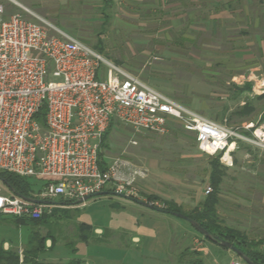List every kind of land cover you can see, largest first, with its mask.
Instances as JSON below:
<instances>
[{"label": "rangeland", "instance_id": "rangeland-1", "mask_svg": "<svg viewBox=\"0 0 264 264\" xmlns=\"http://www.w3.org/2000/svg\"><path fill=\"white\" fill-rule=\"evenodd\" d=\"M18 1L96 52L98 49L109 62L201 114H204L203 102L211 97L205 95H214L210 98L212 101L209 100L212 102L209 107L212 116H206L218 123L226 121L218 100L220 94H226V46L220 44L221 37L187 33L184 28L186 17L171 13L170 7L175 4L171 3L176 0H163L162 5L157 4L159 0H108V3L100 0ZM0 2L6 15L22 13L21 7L15 3ZM252 2L251 12L259 18L262 32L259 38L264 44V0ZM248 30L250 40H257L258 34L252 24ZM241 49L238 55L242 59L238 60L239 64H243L239 73L241 77L250 73L264 75V54L259 51L258 44H249L248 53ZM247 59H254L256 65L244 66ZM214 74V80H209ZM192 84L200 86L198 91H204L205 86L207 90L196 92ZM244 100H234L230 106H245ZM106 144L102 152L108 162L124 158L147 171V177L136 185L142 198L151 195L159 200L160 197L176 200L184 213H191L197 208L198 201L205 199V190L210 186L209 164L216 154L199 152L192 135L185 133L178 124L171 125L168 134L158 136L135 132L117 123ZM232 156L234 165L225 170L220 186L218 218L223 226L240 232L247 240L264 241V155L239 144ZM28 181L33 192L44 184L36 179ZM0 185L6 191V186L1 182ZM84 204L83 207L82 203L71 205V209L57 210L52 215L45 214L40 223L29 227L15 225L9 220L1 221L0 253L15 256L18 264L19 251L22 250L23 259L27 261L28 238L31 232H36L47 239L46 246L35 258L29 256V259L40 264H67L70 260H77L73 248L80 240V223L105 227L110 220L117 224L133 218L128 226V238L135 236L132 242L135 239L140 242L132 243L131 248L126 249L123 264H189V260L197 258L202 264H230L236 258L232 251L197 233L187 221L170 214L159 218L144 215L137 211L143 209L123 197L105 194L91 197ZM104 231L105 235L100 236L107 240L110 235ZM118 239L114 240L117 242ZM258 249L261 250V245ZM112 257L111 263L94 260L91 264H119L117 257Z\"/></svg>", "mask_w": 264, "mask_h": 264}, {"label": "built area", "instance_id": "built-area-1", "mask_svg": "<svg viewBox=\"0 0 264 264\" xmlns=\"http://www.w3.org/2000/svg\"><path fill=\"white\" fill-rule=\"evenodd\" d=\"M21 9L23 14L6 15L0 2V172L44 181L30 198L74 205L106 192L147 202L136 188L147 177L144 168L124 158L100 168L102 138L112 124L158 136L178 124L192 135L199 152L218 154L226 168L233 166L239 142L264 151V120L241 126L216 123ZM241 81L250 85L249 98L264 95L263 74L250 73ZM52 206L29 203L0 185L5 218L39 220ZM19 253L18 264H33ZM230 264L245 262L236 256Z\"/></svg>", "mask_w": 264, "mask_h": 264}, {"label": "crops", "instance_id": "crops-1", "mask_svg": "<svg viewBox=\"0 0 264 264\" xmlns=\"http://www.w3.org/2000/svg\"><path fill=\"white\" fill-rule=\"evenodd\" d=\"M8 1L15 3L19 7L27 9L30 12L32 11L30 8L21 4L18 0H8ZM65 1L83 2V0H64V2ZM100 1L108 3V0H100ZM162 1L163 0H159L157 4L162 5ZM173 3H175L174 4L175 6L172 5L170 7L171 13L172 15L186 17L184 28L187 33L207 34L208 36H212V37L218 36L221 37L220 44L223 43L226 46V48L224 47V51H226L225 59H224L226 63L224 65L225 68L224 75L226 76V79H228L229 81L224 80L225 81L224 84L227 85L225 87L226 94L224 95L220 94L218 96L219 104L220 103L222 104V106L219 109L222 112L223 118L225 117L224 119H226V123L231 126H241L250 122L257 123L259 121L264 120V95L257 96L253 99L249 98L248 91L250 89V85L248 83L241 85L242 83L241 80H243V78L241 77L242 74H239L241 70L240 67H243V64H239L238 62V60L239 61L242 60L238 58L241 48H242L241 50H245L248 53L249 44H253V43L258 44L259 51L262 50L264 54L263 40L262 38H259V35H261L262 33L259 30V26H260L259 18L251 12V9H253L254 7V5L252 4L253 3L252 0H176L171 4ZM251 19H252V23H251ZM251 24L252 27L257 31L258 34L257 40H250L251 32L248 29H249V25L251 26ZM247 38H249L248 41L246 40ZM192 44H194V42H192ZM255 65H256V61H254V59L253 60L247 59L246 65L244 66L247 67V66H255ZM214 77L215 74L212 77H210L209 80L213 81ZM233 80H235L237 83L234 82L235 83L234 84ZM195 85L196 84H194L193 86ZM204 86L205 85H203V87ZM198 87L200 86L198 85ZM198 87L193 89L196 92H200V93L205 92L207 90L205 86L204 91L203 90L198 91L197 89ZM243 87H246L247 89L241 91ZM205 96H207L208 98L210 96L214 97V95L210 93H208ZM210 98L208 99V101L205 100V102H203L204 104L202 106L203 107L202 111L204 112L205 115L204 114L202 115H204L205 117L212 116V111L209 108L211 107L210 105L212 103L211 102L212 100ZM242 98L245 99L244 100L246 103L245 106L235 105V108H233L234 106L233 107L230 106V102L232 103L234 100L238 102ZM239 144H241L244 147L250 148L252 152H256L257 154L264 155V151L255 146L242 142H239L238 145ZM217 156L219 155L216 154L215 157ZM232 160L234 165L233 156H232ZM104 162L105 163L108 162L106 158H104ZM222 168L224 169V171L226 169H230L224 166H222ZM53 201H57L58 203H52L53 206L51 208L50 215L57 210L66 211L68 209H71V205H63L64 202L62 200L56 199ZM162 201H172L177 204L176 200L173 201L161 197L159 201H155V202L158 203V205L161 207L163 203ZM201 201L202 200L198 201L199 202L198 206L200 205ZM133 203L138 207H140V209H143L137 211L144 215L151 216L154 218L163 217V215H165V213L147 209L145 207L136 204L135 202ZM84 205L85 204H82L81 207H83ZM131 219L133 218H126V220L118 221L117 224H115L110 220V223L105 227L104 226L98 227L96 223L95 225H93L92 223H85V222L80 223L78 227L85 228L84 231H88L89 235L86 241L79 240L76 246L73 248V253L75 256H77L76 259L79 260L81 264H91L92 261L94 260H99V261L103 260L105 263H111L110 261L114 260L112 256H115L117 257L118 260L116 262L119 264H123L122 260H124V257L126 255V249L131 248L130 244L140 242V240L137 239L133 240L132 242V239H134L135 236L128 238L129 234L127 233V230H128V226L132 222ZM104 230H106L107 233L110 235V237H108L107 240L105 239L102 240V236H100V234L105 235ZM116 237L119 238L117 242L114 240ZM110 248H112L113 250ZM109 257L112 258L109 259Z\"/></svg>", "mask_w": 264, "mask_h": 264}, {"label": "trees", "instance_id": "trees-1", "mask_svg": "<svg viewBox=\"0 0 264 264\" xmlns=\"http://www.w3.org/2000/svg\"><path fill=\"white\" fill-rule=\"evenodd\" d=\"M96 49V48H95ZM98 53L102 54L97 49ZM246 87L241 89L245 90ZM45 115V107H43L38 115L39 122H43V116ZM114 125L112 124L109 129L106 131L102 138L101 150L106 148L107 138L110 131ZM102 153L99 154L100 159V168H104L106 163L102 159ZM210 174H209V185L211 187V193L206 195L205 199L200 203V205L195 208L191 213H184L182 208L172 201H162V206L159 208L169 213H178L182 214L195 222H197L204 230L211 234L218 241H225L232 244L239 251H241L253 264H264V241L253 242L247 240V238L240 232L223 226L218 218L217 206L219 204V191L220 186L223 180V177L226 175L224 169L219 163L218 156L212 158L210 161ZM0 179L4 181V186L8 187L13 191V195H18L20 197H30L33 193L32 185L28 179L15 176L6 172H0ZM145 200L147 202L159 201V198L155 196H146ZM52 215V214H51ZM45 215L42 216L39 220H32L29 218H18L10 217L5 218L0 215V222L3 220H9L11 223L18 226H32L36 225L43 220ZM79 239L86 241L88 238V231H83V227L78 228ZM47 239L40 237L38 233L31 232L27 242V250L25 251L26 262H32L33 264L37 263L35 260L29 259V256L35 258L41 250L46 246ZM261 245V250L259 246ZM224 248V247H223ZM226 249V248H224ZM227 250V249H226ZM18 258L13 255H9L6 252L0 253V264H17ZM189 264H202L201 259L197 258L196 260H189ZM67 264H81L79 260H70Z\"/></svg>", "mask_w": 264, "mask_h": 264}, {"label": "water", "instance_id": "water-1", "mask_svg": "<svg viewBox=\"0 0 264 264\" xmlns=\"http://www.w3.org/2000/svg\"><path fill=\"white\" fill-rule=\"evenodd\" d=\"M0 182L5 184L3 180L0 179ZM7 189L13 193V191L11 189H9L7 187ZM105 194H108L106 192H102V193H99V194H96L95 196H101V195H105ZM114 195H117V194H114ZM18 196V195H16ZM117 196H120V197H123L127 200H131L133 202H135L136 204L142 206V207H145L147 209H151V210H154V211H157V212H161V213H165V214H170V215H173L179 219H183L185 221H187L190 226L197 232L199 233L200 235H202L205 239H207L208 241L210 242H213L221 247H224L226 248L227 250H230L232 251L236 256L240 257L244 262L245 264H253L247 256H245L241 251H239L236 247H234L232 244L228 243V242H225V241H218L217 239H215L211 234H209L206 230H204L197 222H195L194 220L182 215V214H178V213H169V212H166L164 210H161L147 202H143V201H139V200H133L131 198H128L126 196H123V195H117ZM20 197V196H18ZM23 198L24 200H26L27 202L29 203H33V204H38V205H45V206H48V205H52L53 202H50V201H44V200H38V199H33V198H30V197H21ZM91 197H88V198H85V201L87 199H89ZM79 203H82V201H78L76 204H79ZM49 245V243L47 242V246ZM4 249L6 250L7 249V245L5 244L4 246Z\"/></svg>", "mask_w": 264, "mask_h": 264}]
</instances>
